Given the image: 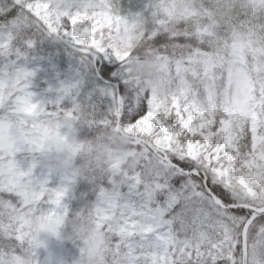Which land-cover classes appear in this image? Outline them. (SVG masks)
I'll return each instance as SVG.
<instances>
[{
    "label": "snow or ice",
    "instance_id": "obj_1",
    "mask_svg": "<svg viewBox=\"0 0 264 264\" xmlns=\"http://www.w3.org/2000/svg\"><path fill=\"white\" fill-rule=\"evenodd\" d=\"M149 20L164 95L132 86L130 53L111 40ZM40 37L97 62L113 101L100 123L128 132L134 166L92 184L41 162L40 122L75 86L53 106L35 100L27 65ZM70 200L95 201L87 245L42 226ZM53 238L71 251L56 264H264V0H150L127 14L119 0H0V264H53Z\"/></svg>",
    "mask_w": 264,
    "mask_h": 264
},
{
    "label": "rangeland",
    "instance_id": "obj_2",
    "mask_svg": "<svg viewBox=\"0 0 264 264\" xmlns=\"http://www.w3.org/2000/svg\"><path fill=\"white\" fill-rule=\"evenodd\" d=\"M150 0H119L122 11L136 13L141 11V6ZM141 30L135 24L121 23L112 35V44L118 49L130 53V48L135 40L140 37ZM67 43H71L64 39ZM73 44V43H71ZM86 59L78 58L66 51L60 54L58 51L48 55L41 54L37 49L29 52L28 68L35 71L31 81V90L35 94L36 101H42L49 106L56 104L61 98V89L67 86H75L71 96L61 100L65 108L54 113L51 118H45L40 122L42 130L41 148L38 153L41 162L56 176H67L75 178L73 160L81 150L76 140V132L73 126L75 117L66 105L73 103L85 82L87 67L84 66ZM126 72L133 87L144 89H155L161 95L170 91V78L166 71L162 55L157 57L155 64H149L131 58L129 55ZM26 91V89H24ZM21 103L24 97L18 98ZM117 130L128 134L122 125H117ZM129 135V134H128ZM132 156L130 149L115 153L108 158V174L111 178L114 165H122ZM70 202V201H69ZM95 206V201H94ZM44 215H47L44 210ZM66 216L57 218L46 225V228L55 229L61 232ZM36 223L40 225V216H37ZM65 240V238H64ZM66 241V240H65ZM69 250L60 241L54 238L49 242L47 258L56 264Z\"/></svg>",
    "mask_w": 264,
    "mask_h": 264
},
{
    "label": "trees",
    "instance_id": "obj_3",
    "mask_svg": "<svg viewBox=\"0 0 264 264\" xmlns=\"http://www.w3.org/2000/svg\"><path fill=\"white\" fill-rule=\"evenodd\" d=\"M149 2L141 6V11H146ZM140 11V12H141ZM141 35L130 48V57L155 64L157 57L161 55L159 49L152 46L144 39V28H151V21H145L140 26ZM41 54L48 55L58 51L60 54L69 51L79 59H86L84 64L87 67L85 82L73 103L66 105L75 117L73 126L76 132V140L82 145L81 150L73 160L74 176L77 182L87 181L98 184L105 178H110L108 174V158L123 150L132 149L131 138L128 134L117 130L115 124L100 123L101 120L109 118L113 101L110 96L104 95L103 91L111 82L105 80L99 72V66L95 60H90L74 44L67 43L61 39L50 37H40L35 46ZM134 160L130 156L122 165V168H131ZM75 186V185H74ZM72 210L67 214L61 233L66 242H83L85 245L96 236L90 223V213L94 208V201H85L80 208L74 200L69 202ZM69 252L62 258L70 257V247L65 244ZM86 255L91 259L100 257L102 254L98 250L88 251Z\"/></svg>",
    "mask_w": 264,
    "mask_h": 264
},
{
    "label": "clouds",
    "instance_id": "obj_4",
    "mask_svg": "<svg viewBox=\"0 0 264 264\" xmlns=\"http://www.w3.org/2000/svg\"><path fill=\"white\" fill-rule=\"evenodd\" d=\"M153 63H156V61L154 60Z\"/></svg>",
    "mask_w": 264,
    "mask_h": 264
}]
</instances>
